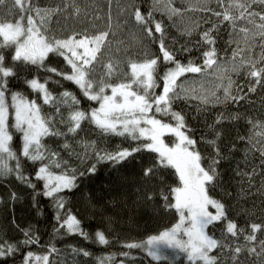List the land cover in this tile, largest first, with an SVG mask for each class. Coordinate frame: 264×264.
<instances>
[{"label": "snow or ice", "instance_id": "obj_1", "mask_svg": "<svg viewBox=\"0 0 264 264\" xmlns=\"http://www.w3.org/2000/svg\"><path fill=\"white\" fill-rule=\"evenodd\" d=\"M211 3L212 0H195L194 7L180 8L173 6V0H151L146 12L141 5L133 3L134 27L147 38L159 34L162 56L147 51L141 40V50L135 56L125 47L126 59H110L105 63L104 54L112 44L109 37L116 35L112 31L111 14L107 17V30L90 33L85 28L61 37L50 34L53 17L69 9L70 15L79 16L82 10L75 0H66L63 7H41L37 0H0V179L14 176L31 188L34 206L38 204L37 196L50 198L58 224L54 232L63 230L67 235L81 236L101 247L117 243L118 238H113L110 227L97 228L92 233L85 230L81 219L66 207L69 201L63 193L78 188V180L94 175L98 165L108 164L114 169L132 165L137 162V154L146 151L155 156L150 163L141 162L144 190H138L139 199L150 202L158 196L162 201L160 207L165 211L174 209L178 220L145 240L123 242L122 248L146 251L154 261H169L179 252L186 255L190 264H247L248 257L255 258L252 264H264V238H260L264 237V220L240 226L230 218L225 198L233 197V192L229 190L231 181L225 180L223 168L237 150L235 143H223L225 126L244 120L251 133L237 137L244 144V165L250 163V154L253 157L258 154L261 170L258 173L256 166L246 170L237 162L233 169L238 185L235 198L239 203L257 194L264 197V179L259 187L255 186L256 175L264 177V120H254L239 111H222L212 123L205 124L207 134L198 141L186 115L174 108L179 101L197 100V115L193 117L197 119L209 105L238 104L258 87L264 88V0H216L219 10L213 9ZM157 11L167 14L169 20L182 17L185 11H199L210 13L216 21L202 17L203 22L210 25L202 30L199 21L185 25L180 34L189 39L176 48V40L171 45L166 43V26L163 20L155 19ZM55 23L59 24V20ZM225 29L228 30L226 43L231 47V58L227 60L219 56L216 47ZM194 34L198 38L193 41ZM152 42L157 40L152 39ZM118 43L124 44V41ZM193 49L201 52L202 63L192 58L181 62L178 53H191ZM120 51L116 49L117 53ZM50 54L63 57L70 71L47 66L45 61ZM29 66L44 68L73 83L83 97L96 102L98 107L81 109L80 99L67 89L53 95L48 87L51 77L43 82L38 77L28 79ZM189 73L215 76V87L209 89L201 83L197 88L187 80L182 81L181 77ZM232 73L244 74L248 81L246 93L242 86L236 85ZM13 81H21L38 94L37 98L30 99L25 91L14 90ZM52 82L60 84L59 80ZM161 82L162 91L157 93ZM38 99L43 105H50L52 113L45 112ZM85 122L94 125L101 137H124L136 143L109 151L99 148L95 140L81 138L75 139L83 149L77 152L69 138H77ZM17 134L21 140L19 151L14 147ZM166 136L174 137L171 144L166 143ZM46 138H59L63 141L59 147L70 156L75 155L82 162L86 159L94 162L83 171L71 167L60 151L45 142ZM198 143L205 144L211 151L205 155L197 147ZM24 161L39 165L34 178L43 182L42 190L38 191L31 175L26 174ZM165 169L174 170L178 180L174 186L165 183ZM154 181L161 185L158 190ZM217 194L221 198H217ZM10 198L19 199L15 192ZM37 211L41 214L39 208ZM260 211L264 213V200ZM248 215L256 213L248 210ZM105 221L110 226L113 217L107 216ZM217 224L222 228L219 238L213 234ZM20 231L24 237L20 241L0 238V264H8L10 258L15 264L14 258L22 249L39 243V236L31 226ZM241 240L244 242L240 243ZM57 251L55 245L48 248L46 254L28 250L21 264H50V256ZM71 251L83 257L93 255L84 248L72 247ZM119 255L129 257L130 252L121 251ZM115 257L113 253L96 257V264H113ZM119 264H124V260Z\"/></svg>", "mask_w": 264, "mask_h": 264}, {"label": "trees", "instance_id": "obj_2", "mask_svg": "<svg viewBox=\"0 0 264 264\" xmlns=\"http://www.w3.org/2000/svg\"><path fill=\"white\" fill-rule=\"evenodd\" d=\"M37 2L41 7H63L66 0H37ZM133 3L141 5L142 10L146 12L150 7L151 0H110V2L109 0H75V4L82 10L81 14L79 16H72L70 15L71 9H69L68 12H61L58 17H53V23L50 25L52 32L50 34L62 37L73 31H83L85 28H87L90 33L95 30H107V17L111 14L112 31L115 32L116 35L115 37H109L112 44L110 50L106 51L104 54L103 61L105 63L110 59H126L124 52L125 47L129 49L132 56H135L141 50V40L147 51L153 55L162 56L158 44L159 34L154 33L153 38H147L142 36L139 30L134 27L135 21L132 17ZM173 6L180 8L194 7L195 0H173ZM210 6L213 9L219 10L216 0H212ZM161 8H163V5H161ZM257 10H259L258 6ZM154 15L156 20H163L166 26V43L171 45L172 41L176 40V48H179L180 44L185 43V41L189 39L180 34L185 25H192L194 22L199 21L201 24L200 30H202L210 27L209 24L203 22L202 17L210 18L212 22L216 21V17L211 16L210 13L199 11H185L182 17H173L172 20H169L167 14L161 11L155 12ZM96 16H99L100 19H95ZM57 19L59 20V24L55 23ZM125 21H128V23L125 24ZM117 24L120 25L119 28H117ZM93 25H95V28H93ZM227 31L228 30L225 29L221 32L220 38L216 44L219 56L225 60L231 58V47L226 43L228 40ZM197 38L198 36L194 34L191 39L194 41ZM152 39H156L157 42L153 43ZM118 41H124V44H119ZM234 46L235 45L232 47ZM117 48L121 49L119 53L116 52ZM256 51L259 53V48H257ZM8 54L10 56L11 52ZM178 58L183 63H186L189 58L195 59L198 63H202L203 60L201 52L195 49H193L191 53H178ZM45 64L63 71H70V67L67 65L66 61H64L63 57L57 55L50 54ZM97 70L101 71L99 67ZM26 75L28 79L38 77L42 82L44 79L51 77L48 87L53 95H57L65 89L70 90L80 99L81 103L79 107L83 110H87L91 107H98L96 102L88 101L83 97L78 87L73 83L63 80L61 77H57L54 73L45 71L44 68L29 66ZM231 75L236 85L242 86L246 93L248 81L244 74L241 73L237 75L232 73ZM55 80H59L60 84L52 82ZM181 80H187L188 83L197 88L200 87L201 83H203L204 87L209 89L215 87V76L213 75L189 73L186 74V77H181ZM11 87L14 90L25 91L28 93L30 99L37 98L38 96V94L31 92L21 81H13ZM161 91L162 82L161 87L156 89L157 93ZM38 103L43 105V101L40 99H38ZM198 103L199 101L197 100H190L187 102L179 101L174 105L175 110L183 111L186 115L189 125L195 130V138L198 141L202 135L207 134L205 124L212 123L216 115L222 111H239L254 120H264V88L258 87L255 93H249L247 98L240 101L238 104L228 103L227 105H217L216 107L209 105L207 106L208 110L206 112L202 113L197 119H193V117L197 115L195 108ZM43 110L52 113L50 105H43ZM82 128L83 130L79 133L77 138H69L77 152L83 151V149L75 143V139L81 138L84 140H95L99 148H106L109 151L115 150L117 146L129 147L136 143L124 137H101L94 125L87 122L82 125ZM225 129V140L223 143L227 145L235 143L237 149L232 154L233 159L223 165L225 180L231 181L229 190L233 192V197L225 198V202L229 206V216L235 219L240 226H246L250 222H261L264 220V213L260 211L264 197H260L259 194H257L246 201H239V203L235 198L238 185L233 178V169L236 167L237 162L241 164V167L246 168V170L252 166L257 167L258 173L261 170L259 167L258 154H256L255 157L250 154V163L246 166L244 165V144L237 140L238 136H247L251 134L249 125L244 120H240L234 125H226ZM173 140L174 137L172 136L165 137L166 143L171 144ZM45 142L52 149L60 151L61 156L68 161L71 167L77 168L80 171L85 170L94 162L93 159H86L82 162L75 155L70 156L59 147L63 142L59 138H46ZM14 147L17 151H19L21 147V140L18 134L14 139ZM197 147L205 155L211 151V149L203 143H198ZM154 156L155 154L153 153H148L146 151L141 152L137 154V162L135 164L116 169L108 164L98 165L97 172L94 175L85 176L78 180V188L73 189L71 192L66 191L63 193V195L67 196L69 201L66 207L70 208L73 214L81 219L82 226L85 230L92 233L97 228H111L113 238H118V242L105 247L95 245L78 235H67L63 230L59 233L54 232L58 224L54 218L55 210L52 207L50 198L39 195L36 197L38 204L34 206V193L31 188L17 181L14 176L0 179V238L9 241H20L24 238L20 229L29 226H31L35 230V234L39 236L38 244L30 245L17 254L14 258L15 264H21V258L26 251L31 250L37 254H46V250L52 245H55L58 251L50 256V264H96V257L108 255L109 253L116 254L113 264H119L120 260H124V264H190L185 254L176 253L175 257L171 258L169 261H154L147 255L146 251L140 249L128 250L121 246L123 242H139L145 240L149 235L158 234L165 228L171 227L178 220V214L174 209L165 211L160 207L162 201L158 196L150 202H144L139 199L138 190L139 192L144 190L141 177V162L144 164L150 163ZM38 166V164L33 165L30 162L24 161L26 174L31 175L33 182L37 185V190L40 191L42 190L43 182L36 181L34 178ZM56 171L58 172L59 170ZM261 179H264V177L256 175V187H259ZM164 180L167 185L174 186L178 183L177 177L174 175V170L172 169L164 170ZM153 183L158 190L161 186L159 182L154 181ZM12 192L17 193L19 197L18 200H11L10 196ZM217 198H221L219 194H217ZM253 204H255V208H253ZM38 208L41 210V214H38ZM210 210L214 211L211 208ZM248 210L254 211L256 215L249 216ZM107 216L113 217V223L110 226L105 221V217ZM221 230V225L217 224L213 229V234L219 238ZM257 235L259 236V234ZM239 242L243 243L244 241L241 240ZM72 247L87 249L93 255L90 257L76 255L72 253ZM121 251L130 252V256H120L119 252ZM254 259V257H248L247 264H252ZM8 264H12L11 258L8 260Z\"/></svg>", "mask_w": 264, "mask_h": 264}, {"label": "rangeland", "instance_id": "obj_3", "mask_svg": "<svg viewBox=\"0 0 264 264\" xmlns=\"http://www.w3.org/2000/svg\"><path fill=\"white\" fill-rule=\"evenodd\" d=\"M109 94H110V92H109ZM210 210V209H209ZM211 211V210H210ZM185 239H186V237H185ZM169 251H171V250H169ZM177 253H179V252H177ZM181 254H184V253H181Z\"/></svg>", "mask_w": 264, "mask_h": 264}]
</instances>
